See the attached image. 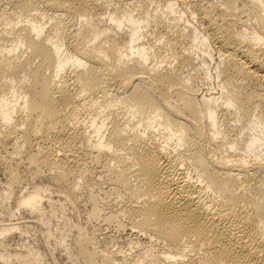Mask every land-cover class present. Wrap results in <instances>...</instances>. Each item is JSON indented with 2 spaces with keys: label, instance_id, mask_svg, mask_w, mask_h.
Listing matches in <instances>:
<instances>
[{
  "label": "bare ground",
  "instance_id": "6f19581e",
  "mask_svg": "<svg viewBox=\"0 0 264 264\" xmlns=\"http://www.w3.org/2000/svg\"><path fill=\"white\" fill-rule=\"evenodd\" d=\"M0 169L31 217L0 220V264H40L4 237L55 191L161 245L75 225L79 264H264V0H0Z\"/></svg>",
  "mask_w": 264,
  "mask_h": 264
},
{
  "label": "rangeland",
  "instance_id": "374dc122",
  "mask_svg": "<svg viewBox=\"0 0 264 264\" xmlns=\"http://www.w3.org/2000/svg\"><path fill=\"white\" fill-rule=\"evenodd\" d=\"M3 174L4 172L0 169V196L3 194L5 187V176ZM93 174H95L91 177L93 179L90 178L92 190L99 197L104 196L107 194L108 186L99 179V176L97 178V173ZM37 181L39 184L48 183L45 177ZM23 185H26V183H23ZM22 187L27 188L29 185ZM16 191L15 194L4 200V204L1 206L0 220L5 222L18 219L30 220V214L26 210L23 211V209H16L15 207L16 197L20 194L19 190ZM51 195V203H46L44 202L45 200L42 202L45 210L50 211V207L55 206L50 220L46 222L47 219H45L46 223L41 221L38 224L30 223L31 226H28L24 231L21 229V234L18 232L9 233L4 237V240L10 252H13L12 249L16 247L29 246L39 251L41 255L40 264H79L73 256V251H71L75 225L84 227L88 235L93 239L95 249L102 252H113L121 248L131 257L139 254L143 246L150 243L144 234L136 232L130 226L123 227L126 220L122 217L116 218L111 222H106L103 219L89 221L87 220L88 204L83 203V201L79 202L80 204L77 203V205L67 203L66 200L59 197L56 191ZM1 200L3 198L0 197ZM108 206V201H105L101 211L109 214L110 208ZM61 221H65L68 228H64L58 233L57 230L60 228ZM118 223L121 224L119 230L116 229ZM150 244L155 254L160 252L161 245L158 242L153 241ZM11 264L19 263L13 261Z\"/></svg>",
  "mask_w": 264,
  "mask_h": 264
}]
</instances>
